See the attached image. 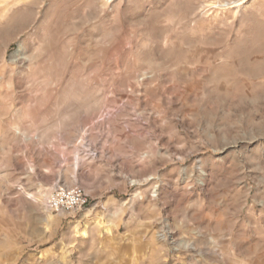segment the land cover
<instances>
[{"label": "rangeland", "instance_id": "1", "mask_svg": "<svg viewBox=\"0 0 264 264\" xmlns=\"http://www.w3.org/2000/svg\"><path fill=\"white\" fill-rule=\"evenodd\" d=\"M0 264H264V0H0Z\"/></svg>", "mask_w": 264, "mask_h": 264}, {"label": "built area", "instance_id": "2", "mask_svg": "<svg viewBox=\"0 0 264 264\" xmlns=\"http://www.w3.org/2000/svg\"><path fill=\"white\" fill-rule=\"evenodd\" d=\"M88 203L85 192L78 188L56 187L46 201V207L52 212L79 211Z\"/></svg>", "mask_w": 264, "mask_h": 264}, {"label": "bare ground", "instance_id": "3", "mask_svg": "<svg viewBox=\"0 0 264 264\" xmlns=\"http://www.w3.org/2000/svg\"><path fill=\"white\" fill-rule=\"evenodd\" d=\"M48 209V208H47ZM112 235V229L111 228H108L106 229V236H111Z\"/></svg>", "mask_w": 264, "mask_h": 264}]
</instances>
